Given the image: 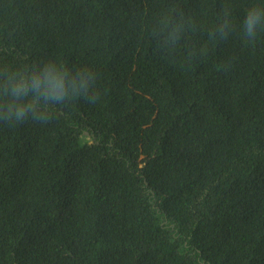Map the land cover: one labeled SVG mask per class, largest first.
Listing matches in <instances>:
<instances>
[{"label":"trees","instance_id":"1","mask_svg":"<svg viewBox=\"0 0 264 264\" xmlns=\"http://www.w3.org/2000/svg\"><path fill=\"white\" fill-rule=\"evenodd\" d=\"M0 264H264V0H0Z\"/></svg>","mask_w":264,"mask_h":264},{"label":"clouds","instance_id":"2","mask_svg":"<svg viewBox=\"0 0 264 264\" xmlns=\"http://www.w3.org/2000/svg\"><path fill=\"white\" fill-rule=\"evenodd\" d=\"M251 23H252V21L250 20V21H249V25H250L249 30L251 29ZM52 87L55 88L56 86H55V85H52ZM22 114H23V109L21 108V109H19L18 112H17V115H16L17 120L19 119L20 115H22Z\"/></svg>","mask_w":264,"mask_h":264}]
</instances>
